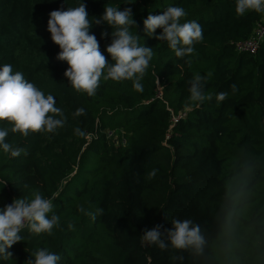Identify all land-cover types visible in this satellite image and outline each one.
<instances>
[{
	"label": "trees",
	"instance_id": "1",
	"mask_svg": "<svg viewBox=\"0 0 264 264\" xmlns=\"http://www.w3.org/2000/svg\"><path fill=\"white\" fill-rule=\"evenodd\" d=\"M79 2L0 0V66L52 94L65 116L55 132L27 136L0 121L6 142L22 149L17 157L0 150V207L38 191L54 197L59 217L51 235L22 229V241L8 249L12 258L0 264H26L39 249L58 254V264H181L177 256L182 264H264V41L255 54L235 49L264 14L237 16L236 0H82L92 21L106 6L130 7L140 43L153 50L143 92L131 80L101 79L89 97L64 76L67 64L47 31L51 11ZM169 6L184 8L182 22L203 29L185 58L143 32L147 15ZM111 31L90 29L109 62ZM196 74L207 77L204 92L212 96L199 107L188 91ZM219 92L229 95L218 104ZM78 108L85 112L75 116ZM80 207L103 213L93 221ZM173 219L201 226L203 254L142 242L145 230L170 228Z\"/></svg>",
	"mask_w": 264,
	"mask_h": 264
},
{
	"label": "clouds",
	"instance_id": "2",
	"mask_svg": "<svg viewBox=\"0 0 264 264\" xmlns=\"http://www.w3.org/2000/svg\"><path fill=\"white\" fill-rule=\"evenodd\" d=\"M134 2L135 0H129L127 4ZM248 11L264 14V0H236L237 16ZM186 15L184 8L169 6L161 14L147 15L143 20V32L148 37L155 36L158 41H166L177 58H185L194 53V46L204 38L203 29L197 21L182 22ZM93 24H106L112 30L111 42L105 49L111 62L101 53L96 35L90 33ZM133 26L135 33L131 31ZM136 28L130 7L120 10L119 5L106 6L102 15L92 21L82 0L76 7L51 11L47 20L50 39L59 47L57 59L67 64L64 76L76 92L85 93L89 97L96 94L101 79L116 82L131 80L133 88L137 92H143L141 81L153 57V50L140 43L141 36L137 34ZM156 29L161 30L158 35L155 34ZM104 35L105 33H101L102 37ZM206 80L207 77L196 74L189 81V100L195 107L212 99L211 95L204 92ZM231 91L233 94L237 91L235 84L231 85ZM228 95L227 92H219L215 99L219 104ZM55 104L52 94L45 95L33 83L28 82L21 72H13L10 64L0 66V121L10 122L12 132H19L23 136L30 132H55L65 124L64 113ZM84 112V108H78L74 115L80 116ZM7 136L8 130L0 129V150L12 157L19 156L22 149L14 148L6 142ZM151 175H155V170ZM58 195L57 192L55 196ZM32 196L31 200L14 198L10 204L0 207V261L12 258L8 249L22 241L19 234L22 229L27 227L34 234L51 235L53 228L58 226L59 217L53 212L54 197L45 198L38 191L33 192ZM78 210L93 221L103 213L102 208H97L94 213L83 207ZM141 240L161 250L171 248L194 256L203 254L206 245L201 226L191 219H173L170 228L155 225L143 232ZM60 259L56 253L39 249L34 253V258L29 257L25 261L26 264H58ZM174 259L182 264V256Z\"/></svg>",
	"mask_w": 264,
	"mask_h": 264
},
{
	"label": "built area",
	"instance_id": "3",
	"mask_svg": "<svg viewBox=\"0 0 264 264\" xmlns=\"http://www.w3.org/2000/svg\"><path fill=\"white\" fill-rule=\"evenodd\" d=\"M264 41V15L257 21L252 29L251 35L240 42H237L235 49L237 51L255 54Z\"/></svg>",
	"mask_w": 264,
	"mask_h": 264
},
{
	"label": "rangeland",
	"instance_id": "4",
	"mask_svg": "<svg viewBox=\"0 0 264 264\" xmlns=\"http://www.w3.org/2000/svg\"><path fill=\"white\" fill-rule=\"evenodd\" d=\"M117 134H115L114 136L116 137Z\"/></svg>",
	"mask_w": 264,
	"mask_h": 264
}]
</instances>
